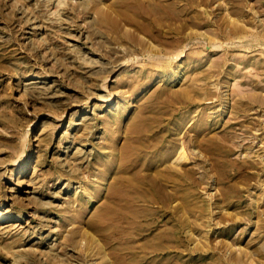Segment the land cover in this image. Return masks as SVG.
<instances>
[{
	"label": "rangeland",
	"instance_id": "1",
	"mask_svg": "<svg viewBox=\"0 0 264 264\" xmlns=\"http://www.w3.org/2000/svg\"><path fill=\"white\" fill-rule=\"evenodd\" d=\"M0 264H264V0H0Z\"/></svg>",
	"mask_w": 264,
	"mask_h": 264
},
{
	"label": "bare ground",
	"instance_id": "2",
	"mask_svg": "<svg viewBox=\"0 0 264 264\" xmlns=\"http://www.w3.org/2000/svg\"><path fill=\"white\" fill-rule=\"evenodd\" d=\"M124 13H125V15H127V16H132V15H130V13L127 11V10H125L124 11ZM136 19V18H135ZM172 76V75H171ZM123 96H124V94H119V98H118V100H120L121 98H123ZM108 101H110L111 100V96L107 99ZM224 106V105H223ZM137 131H138V129H137ZM121 180H122V176L116 181V183H115V185L113 186V188L111 189V192H112V195L114 196V198H113V200L112 201H114L115 200V197H116V195H117V192H118V189L120 188V187H123V186H132L134 189H138V188H141V189H143V181H141L140 179H137L136 181H133V180H131L130 181V183H123V182H121ZM138 187V188H137ZM127 201H129V202H127L128 204H131L132 202H133V196L131 195V196H127ZM110 202H111V199H110ZM115 202V201H114ZM113 203V202H112ZM113 206H115V205H113ZM103 214H101V215H103V216H105V215H107V217H111L110 216V214H112L109 210H103ZM76 213L78 214V215H81V212H80V210H77L76 211ZM116 213V212H115ZM118 215H122V214H118ZM119 217V216H118ZM83 240V239H82Z\"/></svg>",
	"mask_w": 264,
	"mask_h": 264
}]
</instances>
